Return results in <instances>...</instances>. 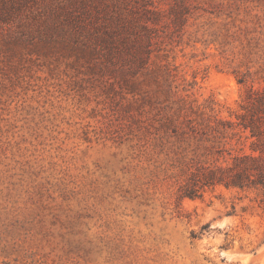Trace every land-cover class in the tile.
Returning a JSON list of instances; mask_svg holds the SVG:
<instances>
[{
	"label": "rangeland",
	"instance_id": "obj_1",
	"mask_svg": "<svg viewBox=\"0 0 264 264\" xmlns=\"http://www.w3.org/2000/svg\"><path fill=\"white\" fill-rule=\"evenodd\" d=\"M1 1L0 264H264V198L180 200L194 140L165 129L247 113L264 0H147L163 16L144 67L124 44L114 66L44 40L53 0Z\"/></svg>",
	"mask_w": 264,
	"mask_h": 264
},
{
	"label": "trees",
	"instance_id": "obj_2",
	"mask_svg": "<svg viewBox=\"0 0 264 264\" xmlns=\"http://www.w3.org/2000/svg\"><path fill=\"white\" fill-rule=\"evenodd\" d=\"M2 3L0 0L1 16ZM53 3L40 24L44 40L64 33L67 42L75 43L81 54H101L114 66V58L121 53L119 45L124 44L132 63L148 66L151 34L163 16V11L152 3L147 5V0H53ZM180 8L178 5L171 11L181 21L186 13ZM253 92L256 98L250 102L247 113L236 121L196 123L190 119L165 123L167 137H176L181 142L194 140L191 155L182 165L180 200L200 198L205 190L218 186L255 191L264 198V90Z\"/></svg>",
	"mask_w": 264,
	"mask_h": 264
}]
</instances>
